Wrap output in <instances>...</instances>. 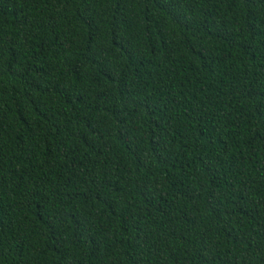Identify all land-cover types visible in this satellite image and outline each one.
Wrapping results in <instances>:
<instances>
[{
    "label": "trees",
    "instance_id": "1",
    "mask_svg": "<svg viewBox=\"0 0 264 264\" xmlns=\"http://www.w3.org/2000/svg\"><path fill=\"white\" fill-rule=\"evenodd\" d=\"M0 264H264V0H0Z\"/></svg>",
    "mask_w": 264,
    "mask_h": 264
}]
</instances>
